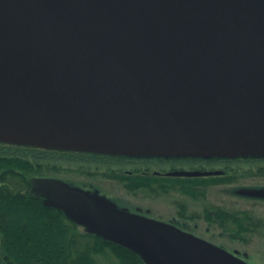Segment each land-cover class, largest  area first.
Here are the masks:
<instances>
[{
  "label": "water",
  "instance_id": "1",
  "mask_svg": "<svg viewBox=\"0 0 264 264\" xmlns=\"http://www.w3.org/2000/svg\"><path fill=\"white\" fill-rule=\"evenodd\" d=\"M0 143L264 154V0H0ZM28 183L44 206L146 264H246L97 193Z\"/></svg>",
  "mask_w": 264,
  "mask_h": 264
},
{
  "label": "flooded vegetation",
  "instance_id": "2",
  "mask_svg": "<svg viewBox=\"0 0 264 264\" xmlns=\"http://www.w3.org/2000/svg\"><path fill=\"white\" fill-rule=\"evenodd\" d=\"M107 160L115 164L116 170L112 172L122 175L124 185L121 181V191L104 192L100 186L91 183L84 186L74 183L75 186L96 191L132 213L171 224L246 264H264V154L260 158L238 156L173 160L144 157ZM175 173L195 175L173 176ZM149 184L151 193L158 197L151 203L153 205H142L140 202L145 203L146 198L137 193ZM207 188L215 189V197L220 194L227 198L212 200L208 197ZM123 191H133L132 195L140 197V200L124 198V193L120 194ZM178 201L180 205L176 204ZM194 201L202 203L203 209L197 208L194 216L188 215L187 205L198 206ZM156 206H173L176 211L168 216L159 209L153 210ZM223 240L225 242H220ZM254 241L261 244L257 245Z\"/></svg>",
  "mask_w": 264,
  "mask_h": 264
},
{
  "label": "trees",
  "instance_id": "3",
  "mask_svg": "<svg viewBox=\"0 0 264 264\" xmlns=\"http://www.w3.org/2000/svg\"><path fill=\"white\" fill-rule=\"evenodd\" d=\"M115 157L0 143V264H146L129 248L99 235L79 232L63 211L28 195L27 179L62 176L42 162L93 163L115 167ZM70 181V182H69Z\"/></svg>",
  "mask_w": 264,
  "mask_h": 264
},
{
  "label": "rangeland",
  "instance_id": "4",
  "mask_svg": "<svg viewBox=\"0 0 264 264\" xmlns=\"http://www.w3.org/2000/svg\"><path fill=\"white\" fill-rule=\"evenodd\" d=\"M212 155H208V154H204V155H196V156H190V157H211ZM39 166L45 170V171H54L55 172L52 175L57 174V177H64L70 181H74V183L78 184L80 183L81 186L85 185V184H93L95 186H100L102 189L101 191L104 190V192H118L121 191V181H122V185H124L123 181L121 180L122 175L117 176L114 174V172H112L113 170H116V167H104L102 165L99 164H93V163H82V164H70V163H65L63 161H51V162H42V164H39ZM122 169V168H119ZM119 169H117L119 171ZM132 169V168H129ZM116 172V171H115ZM34 177H30L29 179H33ZM64 181V180H63ZM69 181V182H70ZM79 185V184H78ZM151 184H149L148 186H144L143 189L141 190V192L137 193L140 194V197L142 198H146V202H140L142 205H153L151 203H153L154 199H156L158 197L157 194H153L151 193ZM216 186V184H215ZM87 187V186H86ZM126 187V186H124ZM123 187V188H124ZM208 189V197L212 200H218L220 201L221 198L226 199L227 197H224L225 195L221 196L220 194L215 197V189L212 188H207ZM124 193V198H129V199H136V200H140V197H135L134 192L133 191H123L120 194ZM149 198V199H148ZM231 198V197H229ZM42 199H44V197H42ZM148 199V200H147ZM232 199V198H231ZM183 201V200H182ZM137 202V201H136ZM179 202V201H178ZM198 206L193 208L190 205H187V214L188 215H192L194 216L196 214V209L200 208L203 209L202 203L194 201ZM138 203V202H137ZM177 205H180L181 202L176 203ZM184 204V201H183ZM203 204L205 205V203L203 202ZM159 209V211L163 212V214L166 215H173L176 211L175 207L170 206L169 207H159L156 206L153 210H157ZM206 209V207L204 208ZM162 214V213H161ZM164 224L170 225L168 223L163 222ZM77 225V229L79 232H84L86 231L85 227L82 225H79L77 223H75ZM219 241V240H217ZM260 241V240H258ZM220 242H225V240L220 241ZM256 242V241H254ZM257 245H260L261 243L256 242ZM255 260V259H254Z\"/></svg>",
  "mask_w": 264,
  "mask_h": 264
},
{
  "label": "bare ground",
  "instance_id": "5",
  "mask_svg": "<svg viewBox=\"0 0 264 264\" xmlns=\"http://www.w3.org/2000/svg\"><path fill=\"white\" fill-rule=\"evenodd\" d=\"M90 154H92V152H90ZM97 155H102V156H110L108 154H98L96 153ZM241 155L243 157H252V158H260L262 157V153L261 152H244V153H241ZM230 157H234L235 156V153H230L229 155ZM40 179H47L48 177H39Z\"/></svg>",
  "mask_w": 264,
  "mask_h": 264
}]
</instances>
